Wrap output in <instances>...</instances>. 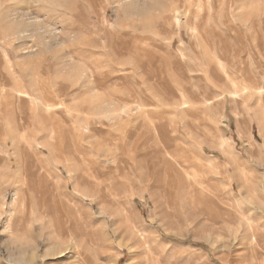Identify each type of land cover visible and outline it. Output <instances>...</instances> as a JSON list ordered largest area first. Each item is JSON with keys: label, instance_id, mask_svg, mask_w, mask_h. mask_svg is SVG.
Masks as SVG:
<instances>
[{"label": "rangeland", "instance_id": "1", "mask_svg": "<svg viewBox=\"0 0 264 264\" xmlns=\"http://www.w3.org/2000/svg\"><path fill=\"white\" fill-rule=\"evenodd\" d=\"M263 19L0 0V264H264Z\"/></svg>", "mask_w": 264, "mask_h": 264}, {"label": "bare ground", "instance_id": "2", "mask_svg": "<svg viewBox=\"0 0 264 264\" xmlns=\"http://www.w3.org/2000/svg\"><path fill=\"white\" fill-rule=\"evenodd\" d=\"M52 2L54 1V0H51ZM163 2V1H162ZM209 2H210V4L211 5H213L214 4V0H209ZM212 7V6H211ZM260 18V17H259ZM256 20V19H255ZM263 21H264V19H263ZM261 21L260 20H256L255 21V23H257L258 25H259V23H260ZM254 22H253V26H254V24H255ZM262 23H264V22H262ZM261 24V23H260ZM256 26V25H255ZM262 26H263V24H262ZM113 62V61H112ZM48 63H50L49 61H48ZM52 65V64H51ZM131 69V68H130ZM31 70V69H30ZM124 70V69H123ZM48 71V70H47ZM56 71V70H55ZM32 71H29V69L28 70H25L24 71V73H25V77H30V73H31ZM127 73H129V72H127ZM122 75V74H121ZM105 77H106V75H105ZM29 79V78H28ZM128 79V78H127ZM22 81H24V79L22 80ZM129 81V80H128ZM44 99H42V101H43ZM41 102V101H40ZM3 117V116H2ZM26 122V121H25ZM160 128V127H159ZM159 128H157V129H159ZM159 131V130H158ZM163 132V131H162ZM130 137V136H129ZM132 137V136H131ZM135 137V136H134ZM111 138H114V136L112 135L111 136ZM110 138V139H111ZM117 138V137H116ZM137 138V137H136ZM134 140V139H133ZM139 140V139H138ZM53 144V143H52ZM164 145V144H163ZM23 148V147H22ZM127 149V148H126ZM120 151V150H119ZM23 153H24V151H23ZM82 155V154H81ZM74 163V162H73ZM136 164V163H135ZM70 166V165H69ZM95 166V165H94ZM125 167V166H124ZM122 168V166L120 165V164H118L117 166H115L114 168H113V174H116L118 171H120V169ZM74 169V168H73ZM122 170H124V168L122 169ZM123 172V171H122ZM177 172V171H176ZM63 175V174H62ZM122 175V174H121ZM120 175V176H121ZM74 178V177H73ZM74 182V181H73ZM58 185V184H57ZM59 186H61V185H59ZM79 187V186H78ZM91 195V194H90ZM69 203V202H68ZM218 225V224H217ZM260 234H262V233H260ZM17 263H19V262H17Z\"/></svg>", "mask_w": 264, "mask_h": 264}]
</instances>
